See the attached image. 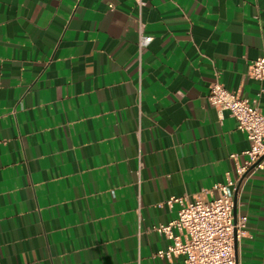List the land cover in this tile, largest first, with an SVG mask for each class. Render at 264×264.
I'll return each mask as SVG.
<instances>
[{
    "label": "crops",
    "instance_id": "1",
    "mask_svg": "<svg viewBox=\"0 0 264 264\" xmlns=\"http://www.w3.org/2000/svg\"><path fill=\"white\" fill-rule=\"evenodd\" d=\"M139 1L0 0V264H184L154 227L235 179L249 142L206 96L264 114V0ZM235 215L237 264H264V169Z\"/></svg>",
    "mask_w": 264,
    "mask_h": 264
},
{
    "label": "built area",
    "instance_id": "2",
    "mask_svg": "<svg viewBox=\"0 0 264 264\" xmlns=\"http://www.w3.org/2000/svg\"><path fill=\"white\" fill-rule=\"evenodd\" d=\"M138 5L141 7V1ZM152 37L140 32L137 42L138 54L141 55ZM248 76L264 82V57L249 64ZM208 105L222 119L228 114L236 122V128L246 135L249 147L242 155V163H235V179L226 177L223 183L212 187L215 193L209 201H183L177 218L166 225L154 227L170 244L159 257L184 256V264H237L235 246L246 235V217L233 215L234 197L239 191L238 184L250 175L264 169V114L259 111L256 101L241 98L238 94L226 90L220 83L210 85L206 96ZM235 160L236 155H230Z\"/></svg>",
    "mask_w": 264,
    "mask_h": 264
},
{
    "label": "water",
    "instance_id": "3",
    "mask_svg": "<svg viewBox=\"0 0 264 264\" xmlns=\"http://www.w3.org/2000/svg\"><path fill=\"white\" fill-rule=\"evenodd\" d=\"M240 186V182H239V184H238V187ZM235 204H236V195H235V197H234V209H233V215H234V217H236V215H235ZM235 249H236V246H235Z\"/></svg>",
    "mask_w": 264,
    "mask_h": 264
}]
</instances>
